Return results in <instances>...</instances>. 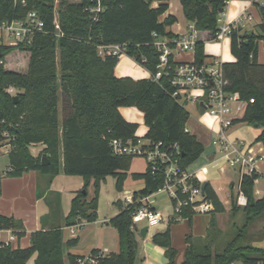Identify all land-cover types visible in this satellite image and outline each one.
<instances>
[{
  "label": "trees",
  "instance_id": "1",
  "mask_svg": "<svg viewBox=\"0 0 264 264\" xmlns=\"http://www.w3.org/2000/svg\"><path fill=\"white\" fill-rule=\"evenodd\" d=\"M55 0H0V23L22 20L28 11L35 10L44 22L42 31L33 34L30 43L2 44L0 46V119H4L14 138L6 152L8 166L5 175L17 177L35 170L49 178L62 172L80 175L83 187L71 200L70 211L63 219L64 225L72 226L97 218L98 190L107 175L116 178L115 188L123 189L133 156L114 155L109 147L111 138L135 140L137 124L125 120L118 108L136 107L143 113L148 127L144 138L150 141L177 142L180 164L186 168L204 150L196 136L185 131L189 118L187 109L171 96L172 86L167 78L158 81L150 77L133 79L116 77L114 67L122 55L100 56L97 46L128 42L127 56L141 64L150 74L155 72L157 54L150 44L152 33L173 36L166 30L176 21L168 15L162 21L159 16L167 9V0L151 7L152 0H102V10L95 21L84 8L91 0L68 2L60 0L54 11ZM185 19L194 23L195 29L204 31L206 39L216 31V18L223 10L225 0H179ZM56 13V14H55ZM58 22L55 27L54 19ZM257 31H233L230 34V52L233 62H222L223 72L230 90L239 92L244 100L253 99L245 107L240 121L247 124L264 122V64L257 61L258 42L264 47V12ZM203 42L198 40L194 59L202 62L207 55ZM17 53L24 60L22 71L6 67V57ZM145 57V62L141 57ZM10 65V62L7 61ZM16 88V101L7 92ZM1 137V135H0ZM255 141L264 143V126ZM32 143L45 145L34 157L28 146ZM46 156L48 163L41 164ZM258 174L243 177L240 189L247 197L242 207L231 201V211H241L244 224L264 213V193L255 198L253 181ZM141 179L143 187L134 195H145L155 190L162 181L159 173H152L149 166L143 172L132 173ZM93 180L94 192L87 199V187ZM85 191V193L83 192ZM1 194V186H0ZM205 198L213 203L210 226L215 225L214 214L224 212L221 198L206 183ZM235 203V204H234ZM119 213L107 221L118 234V251L102 253L92 249L87 256L65 252L76 239L63 241L61 226L48 230H36L30 234L27 247H13L0 243V264H135L138 243L135 227L131 222L133 205L123 206L114 202ZM170 219L162 231L151 236L153 244L164 248L165 264H175L176 249L171 244ZM0 229H10L22 236V222L0 213ZM227 241L220 250L210 249L211 239L205 236L199 246L197 239L186 236V250L181 264H230L241 260L246 264L264 261V248L244 242L241 231ZM90 258H95L91 263Z\"/></svg>",
  "mask_w": 264,
  "mask_h": 264
},
{
  "label": "built area",
  "instance_id": "2",
  "mask_svg": "<svg viewBox=\"0 0 264 264\" xmlns=\"http://www.w3.org/2000/svg\"><path fill=\"white\" fill-rule=\"evenodd\" d=\"M93 3L87 5L84 10L89 13L91 20L95 21L99 12L102 10V0H91ZM232 0H225L223 10L216 18V31L207 41L220 42L230 38L233 31L241 30L249 32L250 26L257 23L250 8H255L260 14L264 12V0H237L243 2L245 6L233 17L228 18L226 6ZM55 27L58 22L54 19ZM43 20L35 10L28 11L22 20H13L0 23V46L2 44H27L30 43L35 32L42 31ZM153 40L150 44L154 47L157 54L155 72L151 74L153 80L167 78L172 86L170 96L185 108L188 104L196 106L201 112V116H208L215 124L216 128L212 131V144L217 152L229 167L236 170L239 181L235 192V203L238 206L247 204V197L241 191L240 184L245 176L256 173V157L251 154L245 139L230 138L232 128L238 124L243 116L245 107L252 103L253 99L244 100L236 90L229 89V83L224 75L222 59L207 56L202 62L177 61L178 54L190 51L194 52L197 42V30L194 23H190L188 31L180 36L159 35L152 33ZM7 39V40H5ZM128 42L115 44H100L97 46V53L105 55H127ZM131 58V57H130ZM145 57L141 61L145 62ZM141 65V64H140ZM12 87L8 88L10 91ZM4 119H0V148H5L6 152L10 148V142L14 138ZM208 127H211L210 125ZM188 131L187 128H184ZM109 147L114 155L139 156L145 160L152 173H159L161 184L152 192L141 195H134L133 191H124L119 202L123 205H133L134 210L131 215L132 225L136 232L140 228L158 224L164 220V215L157 204L160 201L156 196L164 194L166 202L170 207V213L165 218L179 220L185 216L195 214H209L214 210L210 199L205 198L201 191V183L197 181L194 174L183 168L180 164L181 150L177 142L150 141L145 138L135 140L121 138H111ZM7 168L0 172L3 177ZM257 174V173H256ZM144 222L140 228L137 224ZM82 222L72 225V231ZM0 229V243L9 244L15 239L14 233L7 229L9 236L3 240ZM146 231V232H147ZM91 263L95 258H90ZM230 264H246L241 260L232 261ZM255 264H264V261L257 260Z\"/></svg>",
  "mask_w": 264,
  "mask_h": 264
},
{
  "label": "crops",
  "instance_id": "3",
  "mask_svg": "<svg viewBox=\"0 0 264 264\" xmlns=\"http://www.w3.org/2000/svg\"><path fill=\"white\" fill-rule=\"evenodd\" d=\"M160 2L159 0H152L151 7H156ZM166 2L168 7L159 16V21H162L168 15H173L176 21L167 26L166 30L175 36L185 34L191 22L185 19L179 0H167ZM229 4L226 9L228 18H233L245 6L243 2L237 0H232ZM250 10L254 14L257 23L250 26L249 31L256 32L257 26L262 20L261 14L255 8H250ZM182 19H185V25H180V20L182 21ZM197 38L203 44L207 41L204 31H198ZM218 44L220 45L219 49L214 54L210 55L205 51L204 53L210 57L221 58L222 62L235 61L230 52V38H226L218 42ZM176 59L177 61L194 60V52L187 51L178 54ZM257 61L264 64V47L261 41L258 42ZM113 72L116 77H131L133 79L148 78L151 75L146 68L136 63L127 55L121 56ZM193 107L198 108L196 106ZM118 110L125 120L137 124L135 136L141 139L144 138L148 127L144 123L143 113L136 107L122 106ZM196 110L198 111V118L204 119L207 125L211 126L204 125L208 131L211 132L212 128H216V124L208 116H201L199 108ZM256 128L251 141H247L246 143L249 146L251 154L256 157L255 168L258 177L253 181V195L255 198H258L256 197L257 194H263L264 192V143L255 141L256 136L261 131V126ZM187 130L190 132L188 128ZM194 135L203 144L204 150L199 157L187 166V170L194 174L198 182L209 183L214 188L221 198L224 207V212L222 213H226V206L229 203L231 204V200L235 198L236 187L239 181L238 173L224 163L216 147L211 142L212 138L210 141L205 142L204 139L199 138L196 134ZM244 139L246 140V138ZM44 147L45 145L42 143H32L28 146V149L31 155L36 157L42 152ZM7 166L8 157L6 167L1 168L0 172L4 171ZM139 181L140 185L137 188L125 191H138L141 189L143 181L141 179ZM91 182H93L92 179ZM258 183L261 184L260 190L255 188V185ZM0 186V213L21 220L22 230L24 231L22 236H17L14 233L15 239L10 241L13 247L19 246L24 248L29 246L30 234L33 231L40 229L48 230L61 226L63 241L76 239V243L66 248L65 252L87 256L94 248L99 249L104 254L118 251V234L116 229L107 223L109 218L98 219L97 217L94 221H82L81 226L73 231L71 226L64 225L63 219L70 211L71 200L83 187V178L80 175H68L60 172L49 178L35 170H29L17 177L4 175L0 178ZM222 213L214 214L215 225H217L218 229H220L218 218ZM257 219L260 223V230L256 231L252 238V246L264 248V213L259 215ZM210 220L211 213L195 214L182 217L170 225L171 244L177 251L174 260L175 264H181L184 259L187 245L186 236L190 235L192 239H203L209 234L211 229ZM168 221L167 219V225ZM8 236L9 232L7 229H3L1 232L2 239L5 240ZM151 236L147 235L146 232L145 236L142 237L141 243L136 239L138 251L135 264H165L164 248L153 244ZM35 257L36 254L34 253L28 263L31 264Z\"/></svg>",
  "mask_w": 264,
  "mask_h": 264
},
{
  "label": "rangeland",
  "instance_id": "4",
  "mask_svg": "<svg viewBox=\"0 0 264 264\" xmlns=\"http://www.w3.org/2000/svg\"><path fill=\"white\" fill-rule=\"evenodd\" d=\"M60 0H55L54 4V11L56 12V5ZM68 2H78L79 0H67ZM230 4L226 6L225 10ZM56 14V13H55ZM185 19L180 20V25H185ZM7 40V39H5ZM218 42L215 41H206L203 45V50L206 53H209L210 55L214 54L219 49ZM124 56V55H123ZM10 62V65L8 62ZM6 67L17 69L22 71L24 69V60L21 55H18L17 53L9 54L6 57ZM9 94L15 95L17 92L16 88H12L10 91H7ZM186 109L189 111L190 116L189 120L186 124L189 131L193 134H196L199 138H202L205 140V142L210 141L212 138V133L206 129L205 126L207 125V122L204 119L198 118V111L193 107V105L188 104L186 106ZM198 120V121H197ZM256 127H252L250 124L239 122L235 127L232 128L229 137L230 138H246L247 141H251L252 135L256 131ZM7 165V154L5 148H0V169L5 168ZM146 168L145 160L142 157L139 156H133L129 169L127 170V176L124 180V186L123 190L118 191L115 188V182L116 178L113 175H107L104 180L100 182L99 190H98V206H97V217L98 219L103 218H110L119 213V208L117 205L114 204L115 201H119V199L123 196L124 191L127 189L137 188V186L140 185V179L135 180L132 178V173L134 172H143ZM261 184H256V189H261ZM94 192V186L93 182L90 183L89 187L87 188V199H90L93 196ZM264 193V192H263ZM260 194H257L256 197H260ZM157 200L160 201L158 205V209H160L164 215V220L161 221L158 224H154L149 227L147 231V235H152L156 231H162L167 226V219L165 216L170 213V207L168 206L164 194H159L156 196ZM232 201V200H231ZM235 204V203H234ZM236 205V204H235ZM238 206V205H237ZM242 207V206H238ZM227 211L226 213H222L219 215L218 222L220 229L217 228V225H214L211 227L209 234V238L211 239L210 242V249L212 251L220 250L224 244L229 241L235 234H237V231H241L244 233L243 241L250 243L252 245V238L254 237L256 231L260 230V223L259 220L253 219L245 224L244 227V215L241 211L232 212L231 211V204L229 203L228 206H226ZM145 223L140 222L137 224V227L140 228ZM218 230V231H217ZM247 236V237H246ZM135 237L138 240L139 243L142 241V236L139 234V232H135ZM196 243L199 244V246H202L204 244V241L202 239L197 240Z\"/></svg>",
  "mask_w": 264,
  "mask_h": 264
},
{
  "label": "water",
  "instance_id": "5",
  "mask_svg": "<svg viewBox=\"0 0 264 264\" xmlns=\"http://www.w3.org/2000/svg\"><path fill=\"white\" fill-rule=\"evenodd\" d=\"M0 56H1V53H0ZM17 98H18L17 95H13V100L16 101ZM250 125L253 126V127H258V126L263 127V126H264V122H261V123L252 122ZM263 146H264V145H263ZM47 163H48V159H47V157H46V156H42V157H41V164H42V165H45V164H47ZM205 185H206V182H202V183H201V191H202V193H204ZM83 192L85 193V191H83ZM146 231H147V228H146V227H142V228H140V230H139V234H140L142 237H144L145 234H146Z\"/></svg>",
  "mask_w": 264,
  "mask_h": 264
}]
</instances>
